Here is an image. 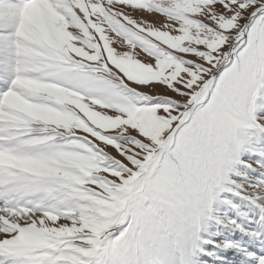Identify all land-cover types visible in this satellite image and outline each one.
I'll list each match as a JSON object with an SVG mask.
<instances>
[{"label": "snow or ice", "instance_id": "1", "mask_svg": "<svg viewBox=\"0 0 264 264\" xmlns=\"http://www.w3.org/2000/svg\"><path fill=\"white\" fill-rule=\"evenodd\" d=\"M0 264H264V0H0Z\"/></svg>", "mask_w": 264, "mask_h": 264}]
</instances>
